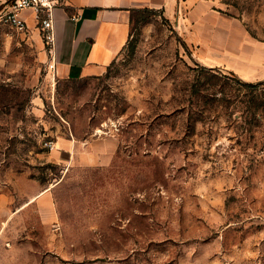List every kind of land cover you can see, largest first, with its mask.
Instances as JSON below:
<instances>
[{"label":"rangeland","instance_id":"1","mask_svg":"<svg viewBox=\"0 0 264 264\" xmlns=\"http://www.w3.org/2000/svg\"><path fill=\"white\" fill-rule=\"evenodd\" d=\"M212 3L264 43V0ZM189 29L135 12L103 73L57 78L41 33L0 25V264H264V78L206 64ZM33 183L51 222L16 211Z\"/></svg>","mask_w":264,"mask_h":264},{"label":"crops","instance_id":"2","mask_svg":"<svg viewBox=\"0 0 264 264\" xmlns=\"http://www.w3.org/2000/svg\"><path fill=\"white\" fill-rule=\"evenodd\" d=\"M7 1L0 0V9ZM212 4V0H55L52 8L54 67L50 71L57 78L100 75L126 46L133 10L149 8L161 10L181 30L188 25L185 40L199 50L206 64L224 66L248 80L264 78V43L253 40L237 18ZM78 14L79 18L73 20ZM21 16L29 34L40 38L31 12L22 11ZM39 46L43 47L40 41ZM108 141L116 147L114 140ZM75 146L69 138H60L50 150L51 157L62 160L71 155ZM35 184L38 189L16 211L33 203L37 217L51 222L54 218L52 193L45 186Z\"/></svg>","mask_w":264,"mask_h":264},{"label":"built area","instance_id":"3","mask_svg":"<svg viewBox=\"0 0 264 264\" xmlns=\"http://www.w3.org/2000/svg\"><path fill=\"white\" fill-rule=\"evenodd\" d=\"M55 0H8L0 9V25L6 26L17 33H26L27 23L21 16V12L29 10L35 21L36 27L41 33L43 48L47 55V66L49 70L54 67V31L52 22V8ZM72 17L73 20L79 18ZM44 146L48 150L55 147L52 139L45 140Z\"/></svg>","mask_w":264,"mask_h":264},{"label":"trees","instance_id":"4","mask_svg":"<svg viewBox=\"0 0 264 264\" xmlns=\"http://www.w3.org/2000/svg\"><path fill=\"white\" fill-rule=\"evenodd\" d=\"M151 9L149 8H142V9H137V10H133V13L135 12H138V11H149ZM133 13H132V16H133ZM201 69H204V67H201ZM261 83L260 81L259 82H256V83H250V82H245L244 85H247V86H255L257 84Z\"/></svg>","mask_w":264,"mask_h":264}]
</instances>
